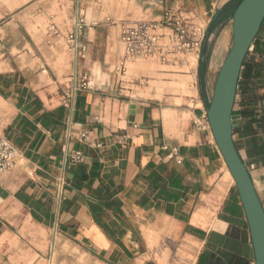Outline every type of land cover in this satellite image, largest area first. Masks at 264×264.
Segmentation results:
<instances>
[{
    "label": "crops",
    "instance_id": "obj_1",
    "mask_svg": "<svg viewBox=\"0 0 264 264\" xmlns=\"http://www.w3.org/2000/svg\"><path fill=\"white\" fill-rule=\"evenodd\" d=\"M31 1L17 15L0 11V135L18 151L0 176V264H255L207 119L217 52L200 66L202 51L232 32L239 0H103L101 11L96 0H56L66 28L83 20L86 49L98 13L118 11L126 25L173 11L204 33L199 52L116 72L64 42L47 53L30 17L49 12L47 1ZM243 70L234 141L264 207V27ZM84 75L89 87L66 106L68 87ZM73 152L83 163H66Z\"/></svg>",
    "mask_w": 264,
    "mask_h": 264
},
{
    "label": "water",
    "instance_id": "obj_2",
    "mask_svg": "<svg viewBox=\"0 0 264 264\" xmlns=\"http://www.w3.org/2000/svg\"><path fill=\"white\" fill-rule=\"evenodd\" d=\"M264 24V0H243L232 18V47L218 74L207 119L215 142L235 181L249 226L255 264H264V207L234 141V115L241 72ZM206 61V56L202 57Z\"/></svg>",
    "mask_w": 264,
    "mask_h": 264
},
{
    "label": "built area",
    "instance_id": "obj_3",
    "mask_svg": "<svg viewBox=\"0 0 264 264\" xmlns=\"http://www.w3.org/2000/svg\"><path fill=\"white\" fill-rule=\"evenodd\" d=\"M84 28L83 20L76 25L69 37L72 51L82 58L86 47L79 42V32ZM204 33L187 18L173 11H166L160 22L140 21L126 24L121 30V41L124 48L121 60L122 70L129 63L143 60H157L168 63L180 54L199 52L204 41ZM253 46L250 50L252 52ZM89 76L84 75L80 82L74 80L64 97L66 106H71L80 89L88 88ZM264 110V101L261 103ZM86 135L83 140H87ZM18 151L5 137L0 135V176L12 170L16 164ZM84 161L80 152H73L66 158V163L76 166Z\"/></svg>",
    "mask_w": 264,
    "mask_h": 264
},
{
    "label": "rangeland",
    "instance_id": "obj_4",
    "mask_svg": "<svg viewBox=\"0 0 264 264\" xmlns=\"http://www.w3.org/2000/svg\"><path fill=\"white\" fill-rule=\"evenodd\" d=\"M30 0H0V11H6L9 13H14L15 15L19 14L23 10V5ZM38 1L41 0H32V4H37ZM44 7L49 12L45 14H37L33 13L30 17L33 18L35 29L32 31L35 38H38L42 41V48L48 53L54 49L60 47L61 42L67 43L70 50L71 44L68 42L69 37L72 33H74L75 29L73 28H66V21L65 19H61L59 15L53 13L54 5L56 0H46ZM115 4L117 5V0H115ZM95 4L97 9L101 11L103 0H96ZM96 21H98L97 29L94 31L95 33V40L92 46H88V54L91 53L95 56L96 62L102 64L103 69L105 71L114 72L118 71L121 65V60L123 57V47L121 44V30L124 26V22L121 19V15L116 12L106 13L104 15L98 13L95 15ZM57 18V19H56ZM8 17H6L4 21H6ZM102 25V26H101ZM38 27L39 29H37ZM85 29L83 28L79 32V38L82 34L85 33ZM119 29V32H118ZM109 33L111 35H109ZM110 41V45L107 44V41ZM224 42L222 46H213L209 44L205 51H202L201 57L207 55L209 51L214 50L217 52V55L214 56V74L212 80V88L214 91L215 83L220 72L221 66L225 61L231 47L233 44V37L232 32L228 36L227 39H221L220 43ZM86 49V53H87ZM120 52H122V57L120 58L119 62L113 63L111 62L113 59H118ZM209 63V62H208ZM119 67V68H118ZM208 67V65H207ZM90 82V80H89ZM79 264H85L84 262H80Z\"/></svg>",
    "mask_w": 264,
    "mask_h": 264
},
{
    "label": "trees",
    "instance_id": "obj_5",
    "mask_svg": "<svg viewBox=\"0 0 264 264\" xmlns=\"http://www.w3.org/2000/svg\"><path fill=\"white\" fill-rule=\"evenodd\" d=\"M243 0H239V2L237 3V5L235 6V9H234V11H233V13H232V16H233V14H234V12H235V10H236V8L239 6V4L242 2ZM264 27V24H263V26H262V28ZM262 30V29H261ZM261 32V31H260ZM248 58H249V54H248V56H247V58H246V60H245V63H244V70L243 71H245L247 68H248ZM207 65H208V58H207V60L205 61V62H201V71H204L206 68H207ZM256 71H260V69H259V67H256ZM201 80H202V78H201ZM202 84H204V81H202Z\"/></svg>",
    "mask_w": 264,
    "mask_h": 264
}]
</instances>
